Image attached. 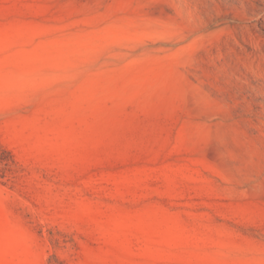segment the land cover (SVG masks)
Returning a JSON list of instances; mask_svg holds the SVG:
<instances>
[{
    "label": "rangeland",
    "instance_id": "obj_1",
    "mask_svg": "<svg viewBox=\"0 0 264 264\" xmlns=\"http://www.w3.org/2000/svg\"><path fill=\"white\" fill-rule=\"evenodd\" d=\"M0 264H264V0H0Z\"/></svg>",
    "mask_w": 264,
    "mask_h": 264
}]
</instances>
